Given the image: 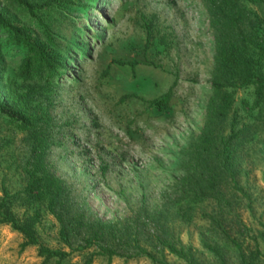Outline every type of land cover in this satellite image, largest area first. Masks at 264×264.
Returning a JSON list of instances; mask_svg holds the SVG:
<instances>
[{
  "label": "rangeland",
  "instance_id": "obj_1",
  "mask_svg": "<svg viewBox=\"0 0 264 264\" xmlns=\"http://www.w3.org/2000/svg\"><path fill=\"white\" fill-rule=\"evenodd\" d=\"M59 1L31 14L14 0H0V16L26 23L33 39L48 30L63 63L49 79H22L17 72L23 51L0 44V104L13 109L23 104L38 117L36 129L43 136L35 152L33 134L0 116V199L6 192L1 212L28 224L36 240L21 247L26 238L0 223V264H82L90 256L89 264H189L156 242L161 230L178 237L197 261L213 264L201 253L200 239L209 236L206 215L215 213L202 202L191 203L198 199L193 183L184 185L192 187L184 193L186 207L173 212L181 199L179 181L196 166L194 146L213 94L214 36L207 6L203 0ZM242 3L264 30V5ZM116 59L133 65L112 62ZM261 68L264 75V63ZM227 89L232 101L218 127L228 134L233 118L235 129H241L232 141L234 174L225 173L204 198L210 201L221 192L229 200V216L245 224L237 240L248 251L264 236V94L256 99L252 85ZM167 90L165 108L149 105ZM130 93L136 96L118 100ZM38 158L58 181L62 207L48 206L35 189L24 190ZM56 214L75 228L74 217L117 228L138 224L139 229L134 239L102 242L122 255L107 257L94 254V242L82 247L80 228H70L64 242ZM135 243L154 260L127 257ZM39 245L67 254L44 260ZM260 250L264 253L262 245ZM221 253L226 264L236 263L231 249Z\"/></svg>",
  "mask_w": 264,
  "mask_h": 264
},
{
  "label": "trees",
  "instance_id": "obj_2",
  "mask_svg": "<svg viewBox=\"0 0 264 264\" xmlns=\"http://www.w3.org/2000/svg\"><path fill=\"white\" fill-rule=\"evenodd\" d=\"M19 5L26 6L28 13L34 14V10L50 5H56L59 0H44L34 5L28 3L26 0H14ZM207 6L209 25L213 32V65L211 69L210 85L212 88V96L210 97L204 119L203 127L196 139L195 167L192 171L179 181L181 184L179 193L180 198L177 200V207L173 212H179L187 204V196H184L191 186L184 187L185 184H194L196 188L193 193L197 201L204 203L210 211L215 215H206L209 225L207 229L209 232L207 237L201 236L200 251L207 254L213 259V264H226L221 250L223 248L231 249L236 253L235 264H264V253L260 250L262 245L264 248V236L255 241L254 247L248 251H244L242 247V240H237V235H241L245 229V224L240 219H233L229 214L231 213V204L229 200L223 197L221 192H217L210 201H207L205 192L215 187L225 173H229L233 177L234 169L229 168L233 156L237 152V148L233 147L232 141L237 138L241 129H235V119L229 123L228 134L223 135L218 127L222 123L227 111L230 108L232 97L228 87H245L252 85L254 87V95L256 99H260L264 94V75L261 68L264 63V30H259V21L256 14H251L247 10L245 4L264 5V0H203ZM259 30V31H258ZM0 33L3 34L1 43L9 46V49L16 48L23 51L21 61L18 65L17 74L22 79H29L36 77L37 79H49L54 74L58 73L63 63L57 53L54 52V42L51 33L42 29L39 33L40 39H33L29 26L26 23H13L7 17L0 16ZM150 36L147 30V37ZM117 64H128L132 67L133 62H124L120 59L112 60ZM136 96L134 93L124 94L119 97L122 101L126 97ZM170 97V91L167 90L162 96L153 98L148 101L149 105H154L157 109L166 107ZM18 98V99H17ZM22 95L16 97V104ZM13 106H4L0 104V116L4 118L8 125L18 128L20 130H27L33 134L35 140V152L40 151L43 143V136H40L36 129L38 117L30 112H26L25 106L19 104L13 109ZM39 154V153H38ZM105 170V167H102ZM36 175V176H34ZM206 176V180L202 183L201 178ZM186 178V179H185ZM217 180V181H216ZM57 179L52 174L42 167L41 159L38 158L34 162V167L29 173L24 190L26 192L37 190L39 195L44 194L47 197L48 206H63L60 202L61 190L58 186ZM207 183V184H206ZM204 190V191H203ZM214 190V189H212ZM197 191V192H196ZM6 192L3 190V196L0 199V223L10 224L12 228L20 232L26 240L21 244V247L35 243L33 230L28 224L19 223L13 216L3 214L1 207L5 199ZM184 215V214H182ZM56 219L60 223L59 235L64 242H67L70 228L78 229L82 234V247L95 244L97 250L96 255H112L122 256L116 250L103 244L111 238H135L138 232L137 225H124L120 228L109 226L106 223L97 220L93 223L82 222L81 219L74 217V224L79 227H72L69 220L61 217V214H56ZM76 222V223H75ZM156 242L160 245H166L169 252L179 256L182 260L189 264H204L205 262L197 261V256H194L190 249H186L178 237L173 233L161 230L160 233H155ZM225 246V247H224ZM133 251L127 257L143 256L149 259L154 257L146 248L141 247L137 243L133 246ZM38 252L44 256V260L52 255L63 256L66 252H54L42 245H39ZM196 260V261H194ZM91 256L84 260L82 264H89ZM166 264L164 260L159 262Z\"/></svg>",
  "mask_w": 264,
  "mask_h": 264
}]
</instances>
